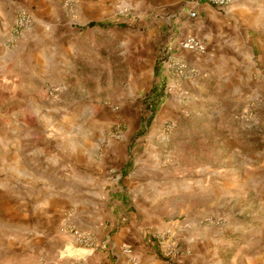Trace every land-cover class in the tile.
Segmentation results:
<instances>
[{"label": "rangeland", "instance_id": "rangeland-1", "mask_svg": "<svg viewBox=\"0 0 264 264\" xmlns=\"http://www.w3.org/2000/svg\"><path fill=\"white\" fill-rule=\"evenodd\" d=\"M6 1L20 8L6 37L9 48L41 19L40 2L51 4L63 30L57 80L44 88L43 102L26 108L22 133H32L26 141L42 148L45 139L64 138L66 128L67 146L86 142L90 154L84 166L83 159L65 164L59 152L52 154L54 161L34 155L26 159L30 165L19 167L18 177L0 159V171L10 173L0 175V264H48L37 243L73 235L65 226L79 211L83 173L92 178L98 169L90 166L108 160L107 150L115 149L119 167L110 164L105 173L117 175L125 160L137 161L138 170L165 178L171 196L184 198L185 214L168 222L182 227L171 231L175 239L195 223L217 233L222 264H264V76L255 72L241 85L233 80L221 93L187 62L184 77H176L169 67L175 58L163 46L170 33L168 9L181 7L183 0ZM22 14L32 16L30 28L16 27ZM162 67L174 82L165 86V101L151 116L146 104ZM4 111L2 104L5 116ZM1 114L0 156L9 138ZM89 184L95 192L90 179ZM51 205L57 212L48 220L44 213ZM162 255L175 257L163 249Z\"/></svg>", "mask_w": 264, "mask_h": 264}, {"label": "crops", "instance_id": "crops-1", "mask_svg": "<svg viewBox=\"0 0 264 264\" xmlns=\"http://www.w3.org/2000/svg\"><path fill=\"white\" fill-rule=\"evenodd\" d=\"M7 3L0 1V105L5 106V116L0 114L8 121L9 138L2 146L5 154L0 159L15 168L11 174L14 177L21 174L20 166L30 165L26 159H33L34 155L49 160L53 153L59 152L67 160L65 164H77L79 159H83L82 166L89 164L85 162L90 154L88 145L84 142L80 147H68L66 128L64 138L45 139L42 148L26 141L32 134L22 133L29 118L26 108L43 102L44 88L57 80L59 38L63 30L51 4L40 2L37 8L41 19L36 20L26 35L22 34L15 47L9 48L5 45L6 37L20 8H12ZM192 11L197 12L195 18L191 17ZM168 12L170 33L163 46L168 56L201 71L207 80L215 83L217 93L231 86L233 80L240 85L244 81L249 83L255 72L264 76V0H232L226 10L206 0H199V5L193 8L191 0H183L181 7L169 8ZM189 36L202 39L207 44V53L182 50L180 43ZM168 72L162 67L157 73L156 85L171 86L174 80ZM165 98L166 94L161 103ZM115 150H107L108 160L101 159L87 166L98 170L92 178L83 173V198L76 203L79 211L71 215L72 221L69 219L65 226L70 228L68 233L76 229L91 235L92 246L82 244L73 235L41 240L37 244L45 251H39L46 253L48 264H129L123 252L125 248H132L141 264H222L217 233L211 228L200 230L195 223L189 224L186 233L177 237L180 247L173 260L163 258L158 234L175 232L174 229L182 231L180 225L174 227L168 222L185 214L184 198L171 196L175 193L163 186L165 178L138 170L137 161L125 160L117 175L105 173L110 164L119 167L113 159L118 157ZM82 172L87 171L82 169ZM9 174L0 171L1 176ZM89 179L98 191L90 192ZM46 208L44 215L50 220L57 211L52 205ZM41 258L42 255L38 257Z\"/></svg>", "mask_w": 264, "mask_h": 264}, {"label": "built area", "instance_id": "built-area-1", "mask_svg": "<svg viewBox=\"0 0 264 264\" xmlns=\"http://www.w3.org/2000/svg\"><path fill=\"white\" fill-rule=\"evenodd\" d=\"M208 3L220 8V9H227L231 3L232 0H206ZM191 3L193 4V8H196L199 5V0H191ZM197 16L196 11L191 12V17L195 18ZM33 18L29 14H22L16 21V27L18 29L23 28H30L33 25ZM180 47L182 50L191 52V53H198V54H206L207 53V44L200 39L197 36H189L185 40H183L180 43ZM169 67L176 70L175 76L178 78H182L185 75V72L187 71L186 63L177 61L176 59L169 61ZM58 90H53V93L57 92ZM72 228V227H71ZM72 233L75 238H77L82 244L87 246H92V238L89 237L86 234H83L79 232L76 229L72 230ZM171 236H167V234H163L159 236L160 245L164 251V254L167 257H174L178 253L177 249V242L174 236V233H171V231L168 232ZM123 252L128 256V262L129 264H141L139 258L135 255L132 248H125L123 249Z\"/></svg>", "mask_w": 264, "mask_h": 264}, {"label": "trees", "instance_id": "trees-1", "mask_svg": "<svg viewBox=\"0 0 264 264\" xmlns=\"http://www.w3.org/2000/svg\"><path fill=\"white\" fill-rule=\"evenodd\" d=\"M91 27H94L95 24H91ZM110 25H106V24H101L100 27H109ZM158 68V67H157ZM159 72V71H158ZM157 72V73H158ZM164 92H165V85H157L153 88L152 93L150 94V99L147 101V109L151 112V116L154 114V110L157 106V104L161 101V99L164 96ZM151 116L149 118V121L151 119ZM147 125H149L147 123Z\"/></svg>", "mask_w": 264, "mask_h": 264}]
</instances>
